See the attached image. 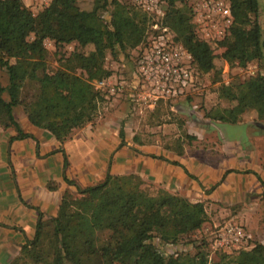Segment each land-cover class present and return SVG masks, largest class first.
<instances>
[{
	"label": "trees",
	"instance_id": "16d2710c",
	"mask_svg": "<svg viewBox=\"0 0 264 264\" xmlns=\"http://www.w3.org/2000/svg\"><path fill=\"white\" fill-rule=\"evenodd\" d=\"M75 1L50 0L32 15L20 0H0V72L6 79L0 82V128L15 131L11 140L30 137L12 118L16 107L30 126L59 142L90 123L103 101L93 82L111 73L103 66L105 55L114 58L145 43L150 17L129 2L89 0V8L81 10ZM258 5V0H228L230 25L215 42L219 54L195 34L183 0H162L161 22L190 55L193 72L218 80L215 57L238 68L263 57ZM44 41L57 51L73 47L57 56L52 71ZM216 91L231 105L203 111V118L234 124L251 111L264 119V75L219 83ZM147 186L132 174H106L100 183L77 189V196L64 193L52 217L38 215L32 238L7 264H264V246L257 243L220 252L212 262L202 239L187 250L190 236L205 222L203 204L159 187L149 192Z\"/></svg>",
	"mask_w": 264,
	"mask_h": 264
},
{
	"label": "crops",
	"instance_id": "0c3cea01",
	"mask_svg": "<svg viewBox=\"0 0 264 264\" xmlns=\"http://www.w3.org/2000/svg\"><path fill=\"white\" fill-rule=\"evenodd\" d=\"M117 107L102 101L94 119L61 142L30 126L17 110L12 118L30 137L11 140L15 131L0 128V264L32 238L38 215H54L61 195L77 196V189L100 183L106 174H132L145 185L202 203L206 219L199 231L210 229V235L231 221L248 233L247 249L264 246V125L216 121L206 129L180 128L184 141L169 147L140 139L143 134ZM168 110L174 112L173 106ZM160 127L179 137L172 122Z\"/></svg>",
	"mask_w": 264,
	"mask_h": 264
},
{
	"label": "rangeland",
	"instance_id": "374dc122",
	"mask_svg": "<svg viewBox=\"0 0 264 264\" xmlns=\"http://www.w3.org/2000/svg\"><path fill=\"white\" fill-rule=\"evenodd\" d=\"M42 0H20L22 6L27 8V10L34 15L38 12L42 7L46 6V2H41ZM119 3H128L129 0H118ZM185 7L189 10L190 15V23L193 24V29L197 37L201 38L202 34L200 29H203L202 23L195 24V11L197 10V14L201 13L199 9L200 5L202 4L203 0H183ZM223 3L228 4V0H222ZM258 13H257V23L260 26V33H261V41L263 43L262 54L258 61H252L246 64L243 68H238L234 65L226 64L225 62L221 61V59L215 57L213 62L214 65L218 68V80H213L210 73L199 75L194 72L195 76V85L190 90V92L184 96L180 97L173 101H161L159 102L152 110H144L137 108V106L132 102L130 99V94L125 92L124 95L119 97H109L106 100H103L105 103L115 102L118 106V110L121 114H125V118H129V122H132L134 126L138 129L139 133L143 134L142 137L139 136L140 139L147 141L148 143L157 141L164 142L167 146L172 147L173 143L175 144L176 141L179 140L184 141L185 137L182 135L180 130H187L194 128L195 130L199 129H206L208 127L213 126L216 121H209L206 118L202 117L203 111H207L209 109L220 108L225 109L228 108L231 103H228L224 99H221L217 95L216 87L219 83L221 84H228L230 82H241L249 77H254L258 75H264V0H258ZM75 5L78 9L87 10L89 8V0H78L75 1ZM206 31L209 36H212V33L209 28H206ZM32 37L29 36V40ZM202 39V38H201ZM206 42L209 44L211 49L215 54H219L221 48L216 47L215 39H207ZM44 47L47 51L45 62L48 71H52L56 67V58L59 54L64 53L67 54L72 50V45H63L62 47L58 48V51L54 49L52 42L44 41ZM90 47L86 48L88 51ZM135 51L127 50L122 54H118L114 58L110 57L109 55H105L103 59V66L106 69L111 70V75L116 77L119 80H123L124 82L129 83L132 79L131 77V56L134 54ZM0 82L2 85L5 84L6 79L5 75L0 72ZM128 102V104H127ZM178 103V104H177ZM174 107V105H176ZM173 106L174 112L168 110L169 107ZM20 111L19 108H14L13 111ZM173 115V117H171ZM189 115H192L194 119L190 120ZM172 122L174 127L179 129V137H173V130L162 131L161 125L162 123H169ZM237 124H241L244 127H256L258 129L259 125H264V119L257 120L255 119L253 113L246 112L244 115L239 116ZM218 124V122H217ZM175 128V129H176ZM178 131V130H177ZM206 138V135L203 136ZM174 141V142H173ZM202 143V141H200ZM177 143V142H176ZM176 145V144H175ZM264 151L262 153V156ZM156 186L148 185L147 190L149 192L153 191ZM218 226V225H217ZM219 227V226H218ZM208 229L206 232L196 231L194 234L190 236V243L188 244V248H191L193 245L198 243L201 239L206 241L207 244L210 239ZM156 248L159 250V245H155ZM174 250V249H173ZM207 251V258L208 261L212 262L216 260V257L219 256L220 252L217 250L212 252L208 247L206 248ZM194 250H189V253H193ZM234 252V251H232ZM231 252V253H232Z\"/></svg>",
	"mask_w": 264,
	"mask_h": 264
},
{
	"label": "built area",
	"instance_id": "2783aa9c",
	"mask_svg": "<svg viewBox=\"0 0 264 264\" xmlns=\"http://www.w3.org/2000/svg\"><path fill=\"white\" fill-rule=\"evenodd\" d=\"M48 0H42L46 2ZM129 4L150 17L145 43L133 54L131 81L119 80L111 73L104 79L93 82L94 90L103 100L119 97L127 92L137 108L152 110L161 101H173L186 96L195 85V76L189 54L173 40L170 29L161 22L162 0H129ZM195 11V24L202 23L201 40L223 38L230 25L227 4L222 0H203ZM209 28L213 37L209 36ZM199 38V37H198ZM208 248L215 252L247 249L248 233L235 222H226L210 232Z\"/></svg>",
	"mask_w": 264,
	"mask_h": 264
}]
</instances>
